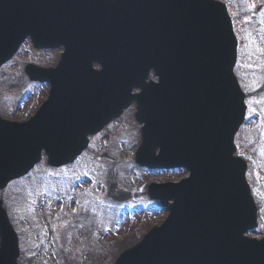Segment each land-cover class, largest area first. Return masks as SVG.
<instances>
[{"label": "water", "instance_id": "95a60500", "mask_svg": "<svg viewBox=\"0 0 264 264\" xmlns=\"http://www.w3.org/2000/svg\"><path fill=\"white\" fill-rule=\"evenodd\" d=\"M27 38L36 48L64 50L56 68L25 67L31 80L51 86L37 113L23 123L0 119V189L28 174L42 152L49 166L71 163L88 136L135 101L144 124L136 162L183 167L189 178L148 187L168 215L114 264H264V238L244 236L257 215L245 163L233 156L245 109L232 74L236 43L225 6L0 0V66ZM152 70L157 83L146 81ZM133 88L141 93L132 95ZM107 185L108 199H130L116 182ZM1 204L0 264H17L18 238Z\"/></svg>", "mask_w": 264, "mask_h": 264}, {"label": "rangeland", "instance_id": "374dc122", "mask_svg": "<svg viewBox=\"0 0 264 264\" xmlns=\"http://www.w3.org/2000/svg\"><path fill=\"white\" fill-rule=\"evenodd\" d=\"M221 1L228 4V11L234 18L240 45L235 74L246 95L248 121L236 141L240 152L248 156L247 181L258 208V227L247 235L260 238L264 237V89L261 90L264 85V0L263 3L259 0ZM261 3L262 8L257 10ZM27 61H37L46 66L52 64L54 58L35 56L31 47L25 45L0 71V109L7 113L8 109L11 112L17 108L11 119H22L35 104V96L32 95L37 86H31L23 76ZM132 113L131 108L120 121L112 123L107 132L110 140L105 147L102 146L101 136L94 137L89 149L71 166L54 170L42 161L28 176L10 182L7 189L0 192L19 236L18 264H27L28 256L33 255L36 257L32 264H113L121 250L134 244L150 227L164 220L167 212L143 197L139 187L143 186L144 180L171 176L178 180L184 173L157 175V178H149L137 170L134 173L136 168L133 167L132 154L137 142L138 125ZM103 150L117 160L113 163L97 162L95 155ZM107 178L116 179L123 189L133 190V200L126 204L106 200ZM88 186L91 191L84 193L88 191L85 189ZM72 192L76 195L73 203L69 201ZM42 204L45 207L39 212ZM68 205L71 210L77 206L86 216H77L81 212L76 210L73 216L63 215V219H57L52 224L53 210H63ZM71 217L74 218L70 220ZM34 234L43 239L42 243L34 244L43 248L40 252L33 249L32 243L37 240ZM124 238L126 241L120 242ZM106 239L105 245L110 242L109 246L100 251L99 244Z\"/></svg>", "mask_w": 264, "mask_h": 264}, {"label": "flooded vegetation", "instance_id": "af4514ba", "mask_svg": "<svg viewBox=\"0 0 264 264\" xmlns=\"http://www.w3.org/2000/svg\"><path fill=\"white\" fill-rule=\"evenodd\" d=\"M53 63H54V62H53ZM52 65H54V64H52ZM0 114H1V117H2V118H4V119H5V118H8V113H6V112H4V111H1Z\"/></svg>", "mask_w": 264, "mask_h": 264}, {"label": "trees", "instance_id": "16d2710c", "mask_svg": "<svg viewBox=\"0 0 264 264\" xmlns=\"http://www.w3.org/2000/svg\"><path fill=\"white\" fill-rule=\"evenodd\" d=\"M124 240V241H123ZM123 240H121L120 242H125L126 241V238H124Z\"/></svg>", "mask_w": 264, "mask_h": 264}]
</instances>
